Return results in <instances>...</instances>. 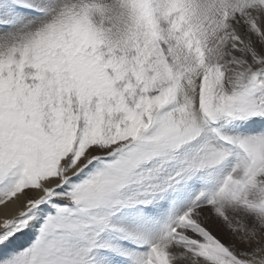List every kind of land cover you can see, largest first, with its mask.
<instances>
[{
  "label": "snow or ice",
  "instance_id": "snow-or-ice-1",
  "mask_svg": "<svg viewBox=\"0 0 264 264\" xmlns=\"http://www.w3.org/2000/svg\"><path fill=\"white\" fill-rule=\"evenodd\" d=\"M0 264H264V0H0Z\"/></svg>",
  "mask_w": 264,
  "mask_h": 264
}]
</instances>
